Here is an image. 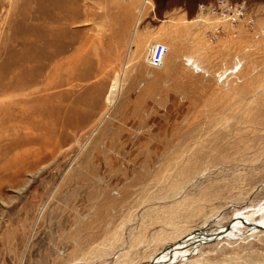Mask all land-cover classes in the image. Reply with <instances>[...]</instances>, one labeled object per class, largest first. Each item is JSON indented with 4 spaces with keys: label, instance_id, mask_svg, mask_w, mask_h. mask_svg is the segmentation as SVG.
<instances>
[{
    "label": "rangeland",
    "instance_id": "obj_1",
    "mask_svg": "<svg viewBox=\"0 0 264 264\" xmlns=\"http://www.w3.org/2000/svg\"><path fill=\"white\" fill-rule=\"evenodd\" d=\"M145 1L0 0V264H149L264 222V0L235 25ZM181 258L264 264V231Z\"/></svg>",
    "mask_w": 264,
    "mask_h": 264
},
{
    "label": "bare ground",
    "instance_id": "obj_2",
    "mask_svg": "<svg viewBox=\"0 0 264 264\" xmlns=\"http://www.w3.org/2000/svg\"><path fill=\"white\" fill-rule=\"evenodd\" d=\"M137 26V22L135 25V28ZM47 32L48 35L52 37V33L54 32L52 28L48 29ZM135 31V29H134ZM136 34L133 32L131 43H133L134 38ZM213 40V39H212ZM130 44V43H128ZM134 48V46H133ZM136 51V50H135ZM131 49H128L127 56L130 57ZM187 60V63L193 66L195 69L203 70L200 66L194 64L190 59H184ZM204 71V70H203ZM115 86V84H114ZM113 86V87H114ZM232 224V225H231ZM229 224L226 227H216L211 230H201V231H195L190 232L187 235H184L182 238L178 239L172 246L165 248L161 254L158 253L157 255L150 261L149 264H170L172 262H176L178 259L177 257H185L189 255L196 254L198 245H204L207 243H211L214 239H217L216 242H219L224 239L229 238H236L240 236V238H243L244 236H248L249 233H255L259 231L264 230H258L259 228H264V222L263 223H257L250 219H246L243 221H234L233 223ZM207 231V232H205ZM215 243V242H212ZM179 255V256H178ZM157 257V258H156ZM159 258V259H158ZM181 258V259H182Z\"/></svg>",
    "mask_w": 264,
    "mask_h": 264
},
{
    "label": "built area",
    "instance_id": "obj_3",
    "mask_svg": "<svg viewBox=\"0 0 264 264\" xmlns=\"http://www.w3.org/2000/svg\"><path fill=\"white\" fill-rule=\"evenodd\" d=\"M145 2L148 3V1ZM199 9L215 15L218 19L226 21L230 25H235L238 21L247 19L250 13V5L246 0L237 3H231L228 0H215L214 2L200 4ZM220 31L221 29L217 28L214 35H219L221 33ZM213 32L211 34V39L215 38ZM167 54L168 48L165 45L151 44L147 47L145 63L151 68L158 69L163 65ZM113 86L110 88L111 91H109V93L112 92V94H117L120 83L114 87Z\"/></svg>",
    "mask_w": 264,
    "mask_h": 264
},
{
    "label": "water",
    "instance_id": "obj_4",
    "mask_svg": "<svg viewBox=\"0 0 264 264\" xmlns=\"http://www.w3.org/2000/svg\"><path fill=\"white\" fill-rule=\"evenodd\" d=\"M258 230H264V228H259ZM216 241H217V239H214L213 241H211V243L216 242Z\"/></svg>",
    "mask_w": 264,
    "mask_h": 264
},
{
    "label": "crops",
    "instance_id": "obj_5",
    "mask_svg": "<svg viewBox=\"0 0 264 264\" xmlns=\"http://www.w3.org/2000/svg\"><path fill=\"white\" fill-rule=\"evenodd\" d=\"M149 1V0H148Z\"/></svg>",
    "mask_w": 264,
    "mask_h": 264
}]
</instances>
